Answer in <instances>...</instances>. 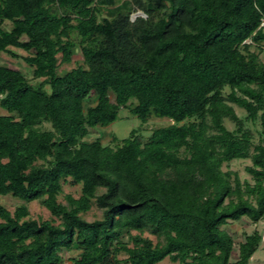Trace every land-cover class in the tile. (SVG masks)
<instances>
[{"label":"trees","instance_id":"obj_1","mask_svg":"<svg viewBox=\"0 0 264 264\" xmlns=\"http://www.w3.org/2000/svg\"><path fill=\"white\" fill-rule=\"evenodd\" d=\"M1 54L38 81L0 62V196L23 201L0 202V264H64L74 246L71 264H249L261 232L235 249L225 227L264 218V0H0ZM120 108L169 121L88 138ZM246 159L252 182L223 169ZM67 181L80 194L63 203Z\"/></svg>","mask_w":264,"mask_h":264},{"label":"rangeland","instance_id":"obj_2","mask_svg":"<svg viewBox=\"0 0 264 264\" xmlns=\"http://www.w3.org/2000/svg\"><path fill=\"white\" fill-rule=\"evenodd\" d=\"M132 20L133 14H132ZM20 54H24L22 50H16ZM73 60H81L82 57L79 54V50L76 48L75 53L73 55ZM0 62L9 64L11 66H14L18 69H20L28 78L31 79L32 83H35L38 81V79L33 78L32 70L29 68L22 60L20 59H13L10 58L8 55L1 54L0 55ZM77 63L75 61H72L69 64H61L58 68V71L61 73L65 70H69L76 66ZM235 108V111L238 115L243 116L244 111L237 107L236 105H233ZM6 111L2 108H0V114H4ZM169 121L168 118L165 117H155L152 116L149 118V120L146 123H142L141 120L130 113L126 108H120L118 112V118L110 123L107 126H97L95 128V131L88 137L89 139H95L100 138L102 143H109L111 138V133H114L118 139H124L127 138L130 135V132L133 129H138L139 133L142 135V137L147 138L152 130L160 125L167 124ZM226 126L229 129L233 128V123L229 120L226 121ZM44 128L49 129L50 125L48 123H43L42 125ZM256 127L259 128V124H256ZM250 160H233L229 163H225L223 165L224 170H232L236 171L239 175V177L243 179H247L252 182L250 175L245 171V166L250 165ZM67 194H71L74 197H78L80 194V186L79 185H73L69 181L63 182L62 186V192L59 195V200L65 203V196ZM0 202L10 211H13L18 205L22 204L23 201L13 197L11 195H5L0 196ZM30 212V217L34 219H52V215L50 212L42 206V204L39 201H32L27 204ZM83 218L91 221L97 218H101L102 216V210L99 209L96 206H93L88 212L84 213ZM227 231L233 236L235 241V249H237V245L240 241H242L243 236L245 233H251L254 229H257L262 234V241L260 244L259 249L252 255L250 258L249 264H264V218L257 222L253 223L248 218H242L241 220L237 221H230L227 226L225 227ZM151 239L155 240V237L152 235H148ZM77 250L75 249V246L70 250H65L62 252V256L64 258V264H71L70 257L76 255ZM236 252H234L233 257H235ZM164 262H169L168 259H165Z\"/></svg>","mask_w":264,"mask_h":264},{"label":"water","instance_id":"obj_3","mask_svg":"<svg viewBox=\"0 0 264 264\" xmlns=\"http://www.w3.org/2000/svg\"><path fill=\"white\" fill-rule=\"evenodd\" d=\"M138 15L145 16V14L142 11H137L136 13L133 14V18L137 17Z\"/></svg>","mask_w":264,"mask_h":264}]
</instances>
